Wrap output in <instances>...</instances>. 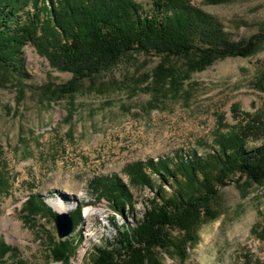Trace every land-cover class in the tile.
Wrapping results in <instances>:
<instances>
[{"label":"rangeland","instance_id":"obj_1","mask_svg":"<svg viewBox=\"0 0 264 264\" xmlns=\"http://www.w3.org/2000/svg\"><path fill=\"white\" fill-rule=\"evenodd\" d=\"M135 1L146 9L152 2ZM191 1L221 21L236 43L264 30V0L217 5ZM22 60L20 70L0 63V174L9 179V193H0V241L18 249L0 264H61L50 258L51 242L60 241L51 215L43 213L30 222L21 211L31 197L51 209L50 200H61L71 207L69 213L83 205L84 221L67 238H81L82 244L69 264H89L93 247L115 237L106 201L95 202L89 191L94 178L118 175L128 182L127 165L190 151L203 155L220 121L237 124L233 107L254 114L264 106L258 88L264 76V44L250 58H227L194 74L179 97L167 98L158 107L149 94L132 90L149 83L160 64L157 56L123 59L57 103L46 99V88L68 83L72 75L53 69L30 45ZM262 144L264 140L250 146ZM239 185L219 190L213 206L220 216L199 228L187 264H264V186L248 187L246 179ZM132 192L137 204L128 220L131 225L152 197L148 190ZM88 209L94 211L90 216ZM162 261L178 264L168 255Z\"/></svg>","mask_w":264,"mask_h":264},{"label":"trees","instance_id":"obj_2","mask_svg":"<svg viewBox=\"0 0 264 264\" xmlns=\"http://www.w3.org/2000/svg\"><path fill=\"white\" fill-rule=\"evenodd\" d=\"M229 1L207 0L213 5ZM263 44L264 30L246 41H232L222 22L191 0H152L149 9L135 0H0L3 67L23 68V51L30 45L53 69L72 75L68 83L46 88L50 103L72 97L82 82L110 71L123 59L154 55L160 64L149 83L132 90L149 94L158 107L167 98L179 97L194 74L220 60L250 58ZM258 88L264 93V76ZM232 110L237 124L226 126L220 121L205 154L190 151L136 162L124 169L128 182L112 175L89 183L95 202L106 201L115 231L112 240L105 238L104 244L93 247L89 264H163L162 255L187 264L199 228L220 216L213 206L219 190L243 179L248 187L264 186V144L250 146L264 140V106L254 114L239 113L237 107ZM132 189L152 195L133 225L128 221L137 204ZM0 193H9V179L2 173ZM21 211L30 222L43 213L56 216L39 197L27 200ZM82 212L79 205L70 213L73 232L84 221ZM81 244V238L54 240L50 258L69 264ZM17 252L0 241V260Z\"/></svg>","mask_w":264,"mask_h":264},{"label":"water","instance_id":"obj_3","mask_svg":"<svg viewBox=\"0 0 264 264\" xmlns=\"http://www.w3.org/2000/svg\"><path fill=\"white\" fill-rule=\"evenodd\" d=\"M54 221L57 229L58 238L60 239V241H65L73 233V229H74L73 218L71 217L70 213H63V214L56 213Z\"/></svg>","mask_w":264,"mask_h":264},{"label":"bare ground","instance_id":"obj_4","mask_svg":"<svg viewBox=\"0 0 264 264\" xmlns=\"http://www.w3.org/2000/svg\"><path fill=\"white\" fill-rule=\"evenodd\" d=\"M50 205L53 207V209L60 214L63 213H69L71 207H69L68 205H66L65 203H63L61 200H50L49 201ZM93 210L92 209H88L86 211L87 215L90 216L93 214Z\"/></svg>","mask_w":264,"mask_h":264}]
</instances>
